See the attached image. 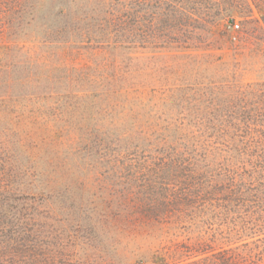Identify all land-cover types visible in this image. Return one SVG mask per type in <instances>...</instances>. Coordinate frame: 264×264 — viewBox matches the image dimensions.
I'll use <instances>...</instances> for the list:
<instances>
[{
    "label": "trees",
    "instance_id": "16d2710c",
    "mask_svg": "<svg viewBox=\"0 0 264 264\" xmlns=\"http://www.w3.org/2000/svg\"><path fill=\"white\" fill-rule=\"evenodd\" d=\"M226 1L0 0V264H264V82L224 77Z\"/></svg>",
    "mask_w": 264,
    "mask_h": 264
},
{
    "label": "rangeland",
    "instance_id": "374dc122",
    "mask_svg": "<svg viewBox=\"0 0 264 264\" xmlns=\"http://www.w3.org/2000/svg\"><path fill=\"white\" fill-rule=\"evenodd\" d=\"M229 1L227 0L223 4L225 8H230V16L227 22H225L227 29L233 37L242 39L243 36L244 39L239 45L234 44L238 48L237 50H230L227 55L224 53L223 61L228 66V75L224 77L231 83L243 85L264 82V18L262 17V12L256 8V3L260 4V0H249L253 11L249 12L246 10L247 12L243 16L238 12V9L236 10L235 6H230ZM235 25H238V27H235ZM94 190L92 188L93 192ZM96 192H98V195L101 193L98 189ZM72 210L76 211L79 209ZM82 210L87 213H95L98 218L97 220L102 225V209ZM142 241L144 244L150 243L149 241ZM133 247V243H129V250H132ZM128 261L134 262V256H131Z\"/></svg>",
    "mask_w": 264,
    "mask_h": 264
},
{
    "label": "built area",
    "instance_id": "2783aa9c",
    "mask_svg": "<svg viewBox=\"0 0 264 264\" xmlns=\"http://www.w3.org/2000/svg\"><path fill=\"white\" fill-rule=\"evenodd\" d=\"M235 27H238V25H235Z\"/></svg>",
    "mask_w": 264,
    "mask_h": 264
}]
</instances>
